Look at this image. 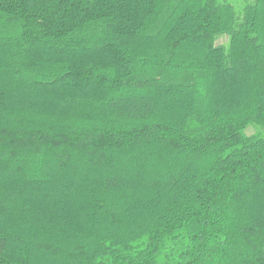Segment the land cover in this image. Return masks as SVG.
<instances>
[{"label":"trees","instance_id":"16d2710c","mask_svg":"<svg viewBox=\"0 0 264 264\" xmlns=\"http://www.w3.org/2000/svg\"><path fill=\"white\" fill-rule=\"evenodd\" d=\"M0 264H264V0H0Z\"/></svg>","mask_w":264,"mask_h":264},{"label":"rangeland","instance_id":"374dc122","mask_svg":"<svg viewBox=\"0 0 264 264\" xmlns=\"http://www.w3.org/2000/svg\"><path fill=\"white\" fill-rule=\"evenodd\" d=\"M225 41H226V38H221L216 43L219 45V44L224 43Z\"/></svg>","mask_w":264,"mask_h":264}]
</instances>
